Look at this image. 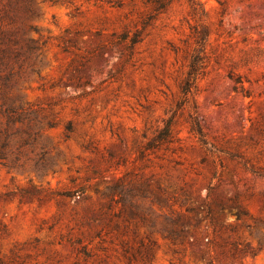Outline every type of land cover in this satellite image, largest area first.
Instances as JSON below:
<instances>
[{
  "label": "rangeland",
  "instance_id": "1",
  "mask_svg": "<svg viewBox=\"0 0 264 264\" xmlns=\"http://www.w3.org/2000/svg\"><path fill=\"white\" fill-rule=\"evenodd\" d=\"M12 2L0 264H264V0Z\"/></svg>",
  "mask_w": 264,
  "mask_h": 264
},
{
  "label": "trees",
  "instance_id": "2",
  "mask_svg": "<svg viewBox=\"0 0 264 264\" xmlns=\"http://www.w3.org/2000/svg\"><path fill=\"white\" fill-rule=\"evenodd\" d=\"M187 1L192 6H196L198 4L196 0H187ZM16 18H17V12L13 6V2L12 0H7V2L3 4L0 8V64L3 62L5 56H8L12 53L18 55L19 53L18 50L17 51L14 50V45L18 42L19 36L22 32L20 28L14 26L16 23ZM205 36L206 33L203 30L200 36L201 43H203ZM199 67H200V58L198 54H196L193 56V58L190 61L189 70L187 71L186 77L184 79V83L182 85L183 92L187 93L189 91V87L196 79V75ZM2 78H4V81H7V76ZM0 99H1L0 112L5 117L6 126H8L11 122L15 120L22 121L24 119V117L18 113V109L12 105L11 100L10 99L8 100L7 94L4 89H2L0 92ZM25 132L27 133L28 131L25 130ZM169 132H170L169 124L166 123V125L160 130L159 134L156 135L152 140L147 142V146L153 147L155 141L159 142L165 139L166 137H168ZM9 136L10 134L8 132L7 127H5L3 130H0V158H5L4 148L8 144ZM26 143H27V139L24 138L20 142V145ZM111 189L113 191H117V190L120 191L121 187L118 183H116V185L111 187ZM210 192H211V187L208 188V195L210 194ZM223 205L224 204H219V208L221 210L224 209ZM231 207H234V211L232 212V214L235 215V218L237 220L240 219L241 215L245 214V212L241 210L238 206H231ZM203 209L205 210L206 219L210 222V224L213 225L214 220L211 215V208L207 201L203 203ZM167 222L169 223L167 226H163L162 228L159 229V231L163 233L165 237L169 239H175L186 233L185 224H184L185 222L181 221L179 217L167 216ZM256 249L259 250L260 245H258ZM256 249L250 248L248 245L239 247L238 244L232 242L230 246L229 254L232 257H237L241 253L250 254L254 256L257 252Z\"/></svg>",
  "mask_w": 264,
  "mask_h": 264
}]
</instances>
